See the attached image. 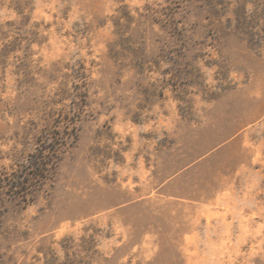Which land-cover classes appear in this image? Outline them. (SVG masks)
Listing matches in <instances>:
<instances>
[{
	"label": "rangeland",
	"instance_id": "374dc122",
	"mask_svg": "<svg viewBox=\"0 0 264 264\" xmlns=\"http://www.w3.org/2000/svg\"><path fill=\"white\" fill-rule=\"evenodd\" d=\"M0 264H264V0H0Z\"/></svg>",
	"mask_w": 264,
	"mask_h": 264
},
{
	"label": "trees",
	"instance_id": "16d2710c",
	"mask_svg": "<svg viewBox=\"0 0 264 264\" xmlns=\"http://www.w3.org/2000/svg\"><path fill=\"white\" fill-rule=\"evenodd\" d=\"M36 161L32 165L33 172H31V179H37L40 180L42 178L46 177V170L48 171L49 169L47 168V165H51L52 156L45 154L44 152H41V154H36Z\"/></svg>",
	"mask_w": 264,
	"mask_h": 264
}]
</instances>
